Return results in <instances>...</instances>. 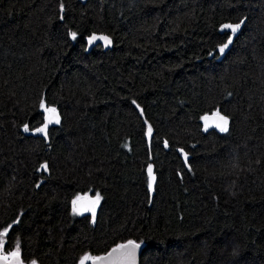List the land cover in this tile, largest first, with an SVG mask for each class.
<instances>
[{"label": "trees", "instance_id": "obj_1", "mask_svg": "<svg viewBox=\"0 0 264 264\" xmlns=\"http://www.w3.org/2000/svg\"><path fill=\"white\" fill-rule=\"evenodd\" d=\"M92 32L112 48L88 51ZM42 100L60 113L48 141L23 131ZM217 110L228 130L204 134ZM97 194L94 212H73ZM9 225L0 251L18 244L24 264L129 240L140 264H264V0H0Z\"/></svg>", "mask_w": 264, "mask_h": 264}, {"label": "snow or ice", "instance_id": "obj_2", "mask_svg": "<svg viewBox=\"0 0 264 264\" xmlns=\"http://www.w3.org/2000/svg\"><path fill=\"white\" fill-rule=\"evenodd\" d=\"M61 7H63V5H61ZM243 23H244V20H241L239 23H236V24H225L222 26V28L231 29L232 33H235L238 29H240V27ZM71 35L73 36V38H75L76 33H72ZM96 39L104 40L106 45L111 43V41L109 40L108 37H106V36L97 37L95 35L89 37V43H92V41H94ZM231 39H232V37L229 36L228 43H225V44L220 46V52L221 53H223L224 50L229 46ZM40 106H41V108H43L45 110L46 113L50 114V115L45 116L44 127L36 129V131H38V132H43V131H45V128L47 127V124L49 122H51L54 119L58 123L59 118H58V115L56 114V109L53 107H46L43 100L41 101ZM201 119L205 121V129H207L210 126L209 121H211V125L218 128L221 132H226L228 130V117L221 115L218 110L212 114V117H208L207 115H205ZM27 130H28V127H27V125H25V131H27ZM149 132H151V128H149ZM41 168L46 169L47 165L42 164ZM148 175H149L148 188H149V190H151L152 186H153V180H154V177L152 175L151 166H149V168H148ZM80 199H81L80 197H77V199L73 200V202H72L74 213L79 212L80 210H89L88 208L81 209V208L77 207V202ZM99 199H100L99 194H97L96 200L92 201V207L90 210H92L93 212H94L95 204L99 202ZM10 228H11V225H9L8 228H5L3 230V232H0V245H2V243L4 241V237ZM139 247H140V245L137 244L135 241L129 240V241H127L126 244L118 245L116 248H114L112 250V252H110L108 254L107 257H90L88 254H85L84 256H82L80 258V264H85V262L89 259H91V260L111 259L113 264H125L126 261L131 262V264H135L136 250ZM9 258H12L13 260L17 261V264H21V262L19 260L20 251H19V245L18 244H17L15 251H12V252L8 253L7 255H0V260L7 261V260H9ZM32 264H36V262L32 261Z\"/></svg>", "mask_w": 264, "mask_h": 264}, {"label": "water", "instance_id": "obj_3", "mask_svg": "<svg viewBox=\"0 0 264 264\" xmlns=\"http://www.w3.org/2000/svg\"><path fill=\"white\" fill-rule=\"evenodd\" d=\"M93 35H95V36H97V37H100V36H106V37L109 38V40L111 41V43L106 45V44H105V41L102 40V39H96V40L92 41V43H89V37H91V36H93ZM85 42H86V47H87V50H88V51H90V50H91L95 45H97V44L100 45V46L103 48V50L111 49L112 46H113L112 38H111L108 34L103 33V32H92V33H90V35H88V36L85 38ZM213 113H214V112H213ZM213 113H210V114L208 115V117H212V114H213ZM56 114L58 115V118H59V120H60V113H59L57 110H56ZM220 114H221V113H220ZM46 115H50V114H49V113H45V114H44V116H43V122H42L39 126L35 127V128L32 129V130H27V131H25V127H24V128H23V131H24L25 133L31 134V135L36 136V137L43 138V139H45L46 141H48V130H49V128H50L51 126H53L54 124L57 123L54 119H53L51 122H49V123L47 124V127L45 128V131H43V132H38V131H36V129L44 127V125H45V116H46ZM221 115H223V114H221ZM223 116H224V115H223ZM209 124H210V126H209L207 129H205V122H204V125H203V128H202V132H203L204 134H206L207 132H209V131H211V130H217V131H220L218 128H216L215 126H212V125H211V121H209ZM154 183H155V180H153V186H152V189H151V195L153 194V191H154ZM80 198H81V199L77 202V207H79V208H81V209L88 208L89 210H80L79 212H81V213L92 212V210H90V209H91V207H92V201H93V199H92L91 197H89V196H82V197H80ZM126 243H127V242L122 243V244H126ZM136 243H137V242H136ZM122 244H120V245H122ZM137 244H139V243H137ZM139 245H140V247L136 250L135 264H140V256H141V253H142L143 245H142V244H139ZM116 247H117V246L111 248L108 252H106V253H104V254H102V255H100V256H96V257H107L108 254H109L110 252H112V250H113L114 248H116ZM0 255H7V254L0 253ZM19 260H20L21 264H24L23 261H22V259H21V257L19 258ZM85 263H86V262H85ZM0 264H17V261L13 260L12 258H9V260H7V261L0 260ZM78 264H80V262H79ZM89 264H113V262H112L111 259H105V260H90V261H89ZM125 264H131V262H127V261H126Z\"/></svg>", "mask_w": 264, "mask_h": 264}, {"label": "rangeland", "instance_id": "obj_4", "mask_svg": "<svg viewBox=\"0 0 264 264\" xmlns=\"http://www.w3.org/2000/svg\"><path fill=\"white\" fill-rule=\"evenodd\" d=\"M90 197V196H89ZM92 199H94L93 197H91ZM0 253H1V251H0ZM91 259H89V260H87L86 262H89ZM85 264H87V263H85Z\"/></svg>", "mask_w": 264, "mask_h": 264}, {"label": "flooded vegetation", "instance_id": "obj_5", "mask_svg": "<svg viewBox=\"0 0 264 264\" xmlns=\"http://www.w3.org/2000/svg\"><path fill=\"white\" fill-rule=\"evenodd\" d=\"M95 209V208H94ZM93 212V211H92Z\"/></svg>", "mask_w": 264, "mask_h": 264}]
</instances>
